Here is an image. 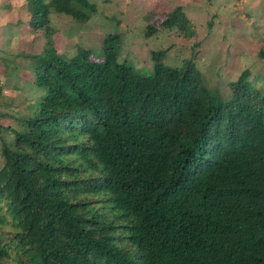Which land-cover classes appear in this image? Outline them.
I'll return each mask as SVG.
<instances>
[{"label":"trees","instance_id":"trees-1","mask_svg":"<svg viewBox=\"0 0 264 264\" xmlns=\"http://www.w3.org/2000/svg\"><path fill=\"white\" fill-rule=\"evenodd\" d=\"M24 1L45 44L26 57L37 111L5 129L11 143L0 134V204L25 260L16 264H264V91L249 72L224 100L193 63L167 65L163 52L150 70L112 63L115 34L96 61L86 49L64 58L49 15L83 23L95 6ZM162 27L192 33L180 6ZM1 62L7 76L14 63Z\"/></svg>","mask_w":264,"mask_h":264},{"label":"rangeland","instance_id":"rangeland-1","mask_svg":"<svg viewBox=\"0 0 264 264\" xmlns=\"http://www.w3.org/2000/svg\"><path fill=\"white\" fill-rule=\"evenodd\" d=\"M95 13L80 23L54 11L49 15V31L57 53L69 58L86 49L94 61L101 57L108 35H118L112 63L126 62L139 70H150L151 54L163 52V62L181 67L191 62L210 91L222 99L230 98V83L244 72L254 88L264 91V60L258 52L264 49V0H89ZM180 6L191 23V34L178 28L167 29L162 22L167 14ZM0 131L11 143L14 136L5 130L21 129L22 121L33 117L42 90L34 87L31 60L44 49L42 31H33L25 1L0 0ZM148 27L156 30L147 36ZM7 60L8 75L1 61ZM14 72V73H13ZM17 72V73H16ZM13 73V74H11ZM2 116V117H1ZM3 159L0 145V168ZM84 201H100V197L84 196ZM91 202V201H90ZM0 216L6 219L0 233L8 241L9 256L5 264L25 263L21 251L9 243L15 234L11 217L0 204Z\"/></svg>","mask_w":264,"mask_h":264},{"label":"crops","instance_id":"crops-1","mask_svg":"<svg viewBox=\"0 0 264 264\" xmlns=\"http://www.w3.org/2000/svg\"><path fill=\"white\" fill-rule=\"evenodd\" d=\"M18 1L22 3L23 0H18ZM2 12H3V9L0 7V15H3Z\"/></svg>","mask_w":264,"mask_h":264}]
</instances>
